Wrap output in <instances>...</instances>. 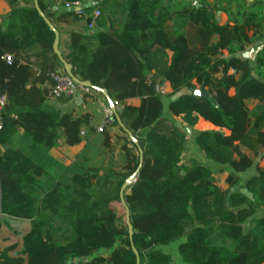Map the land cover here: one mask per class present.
Returning <instances> with one entry per match:
<instances>
[{
	"label": "trees",
	"instance_id": "trees-1",
	"mask_svg": "<svg viewBox=\"0 0 264 264\" xmlns=\"http://www.w3.org/2000/svg\"><path fill=\"white\" fill-rule=\"evenodd\" d=\"M56 3L81 0H38L53 26L47 10ZM215 12L228 13L233 25H220ZM67 17L85 18L69 12L61 19ZM3 22L1 221L26 222L29 231L14 241L0 228V264H76L72 260L103 250L112 253L87 264H137L133 248L140 264H171L159 248L185 237L178 247L185 264H264V218L258 217L264 210V167L240 185L254 158L264 154V51L254 65L240 57L263 38V1L131 0L122 28L99 33L93 53L72 33L71 52L63 58L73 75L106 90L122 111L100 133L101 153L116 166L89 167L84 156L78 168L61 169L73 171L67 181L65 172L56 179L50 171V151L61 140L69 147L89 145L97 131L89 115L64 114L48 103L45 87L64 67L53 50L55 34L34 0ZM165 83L172 93L163 96L157 87ZM202 85L215 104L194 96ZM131 99H140V106L129 105ZM167 108L189 128L202 118L228 132H194L200 153L228 172L226 190L215 184L208 166L196 159L183 163L186 134L165 117ZM114 126L122 135L109 133ZM134 176L124 196L134 228L130 237L127 224L118 226L112 205H122L121 189Z\"/></svg>",
	"mask_w": 264,
	"mask_h": 264
},
{
	"label": "crops",
	"instance_id": "crops-1",
	"mask_svg": "<svg viewBox=\"0 0 264 264\" xmlns=\"http://www.w3.org/2000/svg\"><path fill=\"white\" fill-rule=\"evenodd\" d=\"M32 1L33 0H0V22L4 24L3 20L10 15L12 10L21 7L25 3H31ZM130 1L131 0H81L80 5L85 9L86 15L84 20L80 22H75L72 17L61 19L63 15L69 12H73L66 9L65 6L62 5L61 3H56L54 6L49 7L47 12L49 14H52L53 24L60 33L59 49L63 57L68 56L71 52L70 35L72 33L80 34L82 36V43L87 47L88 51L90 53L95 52L100 45L99 40L97 38L99 33L101 32L110 33L113 32L114 30L119 31L122 28L123 23L125 21V17L128 13V5ZM174 1L184 2L188 0H174ZM214 1L215 0H208L209 3H214ZM250 1L252 2L254 0H250ZM261 1L264 2V0ZM95 12L101 13V16L100 18L95 20L93 28H90L88 19H92ZM215 18L220 25H227V24L233 25L228 13L226 12H215ZM87 26L90 28V30L86 29ZM261 51H264V34H263V38L260 41L246 47L244 51V59H248L254 65L258 57V54ZM226 54L227 53H225L224 56L228 57V55ZM60 71H64V70L60 69ZM163 86H165L166 95H170L172 93L170 85L168 83H165ZM179 96L180 95H176L171 99H167L166 106L168 107L170 101L176 100ZM48 103L50 104V106L60 110L64 114L71 113L75 117H80L82 115H89L90 124L97 131L96 135H89L88 137L90 141L89 145L91 144V146L93 147L87 145L86 142H83L79 146L69 147L65 144L64 140H61L58 143V146L55 149L51 150L49 153V157L51 159V168L52 167L58 168L56 172L59 173L61 169L68 168L76 162L86 163L85 158L89 159V161L92 160L88 154V152H92L90 151L89 148H91L93 151L97 150L98 152L101 153L102 149L100 150V133L98 132V129L105 124L107 118V112L110 109V105L108 101L102 94L95 92L92 95H86L82 91H79L75 96L71 98L62 99V100H49ZM128 104L134 107H139L141 101L140 99H131L128 101ZM247 104L249 107H253L254 102L248 101ZM165 115H166L165 117H167L169 120L172 121L178 119L168 111V108L166 109ZM194 128H196V132L223 131L224 133L228 134L227 131L216 128L211 123L206 122L202 118L198 120V123ZM108 131L113 137L116 135H122L119 127H115V126L110 127L108 128ZM20 133L23 134V131L20 130ZM201 156L203 161L202 162L199 161L200 163H203L209 168H214L217 170L221 169L219 165L207 160L203 155ZM191 159H195V158L191 157ZM258 167L260 168L264 167V154L254 158V166L249 171L243 174L244 186L246 185L247 181H249L252 177L257 175ZM222 189L226 190L227 188L226 189L222 188ZM258 217L264 218V210H260L258 212ZM251 226L252 225L247 224L245 230L249 231L251 229ZM186 239L187 238L185 237L179 242L168 247H160L159 250H162L165 254H168L172 257L171 264H185L182 262V259L178 253V247L181 243L185 242ZM111 253L112 251L103 250L94 253L91 257L72 260V262L76 264L79 263L87 264L99 258L107 259L111 255Z\"/></svg>",
	"mask_w": 264,
	"mask_h": 264
},
{
	"label": "rangeland",
	"instance_id": "rangeland-1",
	"mask_svg": "<svg viewBox=\"0 0 264 264\" xmlns=\"http://www.w3.org/2000/svg\"><path fill=\"white\" fill-rule=\"evenodd\" d=\"M86 29L90 30V28L88 26ZM240 57L244 58V52L240 55ZM175 122L184 131V133L186 134V138H187L186 149H185L183 157H182L183 163H185V164L189 163L191 161V157H194L196 160L202 162L203 161L202 156H201L202 154H200V152L198 151V149L195 145V142H194V138H195L194 132H196V128H189L179 118L176 119ZM24 147L27 148V145L24 144ZM89 149H90V151H92V152H88V154L92 160H90V162L87 164V166L96 167V168H100V169L108 168L110 166V163H112L113 166H116V164L113 163V159L111 161V157L109 155L102 154L103 152L100 153L97 150L93 151L91 148H89ZM3 151H4V149H3ZM242 151H244V149H242ZM77 165L78 164L76 162L68 168L71 169L72 167H74V166L76 167ZM50 166H51V163L49 165V169L53 173V175L56 179L58 178V176L59 177L61 176L60 175L61 173L65 172V171L64 172L60 171L59 173H57L56 171L58 168L52 167L53 169H55V170H53ZM77 168H78V166H77ZM210 169L212 171L215 184L217 186L225 188V189L228 188V185L226 184V177L228 175V172L221 171V169L220 170H217L214 168H210ZM72 174H73V171L67 169V171L63 174L64 175L63 178L67 181V179H69ZM42 181L46 182L47 178L45 177L44 179H42ZM240 185L244 186V175L241 176ZM112 210L117 215L118 226L125 228V226H126V211H125L124 207L120 203H114L112 205ZM1 218L2 217H0V228H1L2 233H3L5 238H11L14 241H16L24 233H26V231H28V229H29V224L26 222H19L16 220H7V219H4L3 221H1Z\"/></svg>",
	"mask_w": 264,
	"mask_h": 264
},
{
	"label": "water",
	"instance_id": "water-1",
	"mask_svg": "<svg viewBox=\"0 0 264 264\" xmlns=\"http://www.w3.org/2000/svg\"><path fill=\"white\" fill-rule=\"evenodd\" d=\"M34 6L35 8L38 10L39 14L41 17H43V19L45 20V22L47 23V25L49 26V28L51 29V31L55 34V42H54V46H53V50L54 53L58 56V58L60 59V61L63 64L64 67V72L74 81L75 84H77L78 86L84 87V88H88V89H92L100 94H102L106 100L108 101L110 107L113 109V111L115 112V114H117L118 112H121L122 109L120 108L119 110L115 109L114 103L111 100V98L109 97L108 93L106 90L103 89H96L94 88L89 82H82L80 80H78L72 73V67L70 64H68L59 49V43H60V33L58 32V30L52 25V23L50 22V20L44 15V13L40 10L39 5H38V0H34ZM199 6V5H197ZM194 96L197 98H205L208 99L211 103L215 104V99L208 93L207 89L205 88L204 85H202L199 89H197L194 92ZM120 127H122L121 122H119ZM130 137L132 138V135L130 134ZM133 142L136 143V140L134 138H132ZM135 182V176L134 177H130L126 183L123 185L121 192H120V198L122 201V205L126 211V224L128 226V231H129V235L130 237H132L134 235V228L131 224V219H130V211L125 203L124 200V196H125V191L126 189L131 186L133 183ZM242 194L246 195L248 198H250L252 201H254V195L250 192H248L247 189H242L241 190ZM0 217H1V208H0ZM134 253L137 257V264H140V257H139V253L137 251L136 248H133Z\"/></svg>",
	"mask_w": 264,
	"mask_h": 264
},
{
	"label": "built area",
	"instance_id": "built-area-1",
	"mask_svg": "<svg viewBox=\"0 0 264 264\" xmlns=\"http://www.w3.org/2000/svg\"><path fill=\"white\" fill-rule=\"evenodd\" d=\"M65 8L77 13L80 16L86 15L85 9L79 4H67L65 5ZM101 13L95 12L93 18L91 19L90 28H93L95 20L100 18ZM10 60V58H8ZM47 89L46 97L48 100H62V99H68L73 96H75L79 91H82L86 95H92L95 93L94 90L84 88L81 86H78L74 83V81L64 72V71H58V73L52 75V81L48 83L45 87ZM158 92L165 96L166 90L165 86H158L157 87ZM114 103V102H113ZM6 102L4 98H0V110L5 106ZM115 109L119 110L120 105L118 103H114ZM115 115V112L110 107V109L107 112V118L105 124L98 129L99 133L103 132L104 127L106 124L111 123L112 116ZM2 123L0 121V130H1ZM82 135H84V132H82ZM136 181V180H135Z\"/></svg>",
	"mask_w": 264,
	"mask_h": 264
}]
</instances>
